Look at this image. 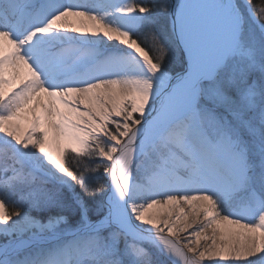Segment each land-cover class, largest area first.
Masks as SVG:
<instances>
[{"label": "snow or ice", "instance_id": "snow-or-ice-1", "mask_svg": "<svg viewBox=\"0 0 264 264\" xmlns=\"http://www.w3.org/2000/svg\"><path fill=\"white\" fill-rule=\"evenodd\" d=\"M0 238V264H264V6L0 0Z\"/></svg>", "mask_w": 264, "mask_h": 264}, {"label": "trees", "instance_id": "trees-1", "mask_svg": "<svg viewBox=\"0 0 264 264\" xmlns=\"http://www.w3.org/2000/svg\"><path fill=\"white\" fill-rule=\"evenodd\" d=\"M150 2L154 5H158V4H162V3H170V0H150ZM254 2L257 4V5H262L264 6V0H254ZM162 26L161 25V22L160 21H157V27H160ZM168 27L169 29L171 28V21L169 20L168 21ZM141 39L143 40V36H141ZM179 67H180V64L176 61H173L171 64H170V68H174L176 70H179ZM103 176L101 174V180L103 182ZM77 191L79 192L80 189L79 187H77ZM85 199L86 200H89V201H93V200H96L98 199V197H95V196H89V195H86L85 196ZM34 215H36L38 218H40L41 220H45L47 219L46 216H42L39 212H34L33 213ZM67 217H68V221L71 223V227H73V222H72V217L74 216V213H69V212H66L64 213ZM95 211L92 212V215H95Z\"/></svg>", "mask_w": 264, "mask_h": 264}, {"label": "bare ground", "instance_id": "bare-ground-1", "mask_svg": "<svg viewBox=\"0 0 264 264\" xmlns=\"http://www.w3.org/2000/svg\"><path fill=\"white\" fill-rule=\"evenodd\" d=\"M65 2H68V0H65ZM173 2H174V0H171V3H173ZM76 26H79V25H76ZM226 227H234V226H226ZM207 234H209V235L211 234V229H208L207 230ZM190 238L193 239V240L195 239L194 236L193 237H190ZM200 243H201V245H204L206 242L202 239L200 241ZM208 243H210V241ZM216 259H218V257ZM205 264H214V261H208V260H206L205 261ZM221 264H225V262H221Z\"/></svg>", "mask_w": 264, "mask_h": 264}, {"label": "rangeland", "instance_id": "rangeland-1", "mask_svg": "<svg viewBox=\"0 0 264 264\" xmlns=\"http://www.w3.org/2000/svg\"><path fill=\"white\" fill-rule=\"evenodd\" d=\"M131 2V0H129ZM34 215V214H33ZM62 227L72 228L71 223L68 221L66 225H62ZM3 238H0V242H2Z\"/></svg>", "mask_w": 264, "mask_h": 264}]
</instances>
